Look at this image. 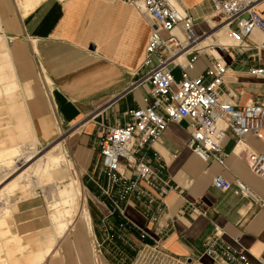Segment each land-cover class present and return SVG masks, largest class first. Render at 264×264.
<instances>
[{
    "label": "crops",
    "instance_id": "1",
    "mask_svg": "<svg viewBox=\"0 0 264 264\" xmlns=\"http://www.w3.org/2000/svg\"><path fill=\"white\" fill-rule=\"evenodd\" d=\"M171 1L193 18L197 34L207 33L199 43L201 52L193 66L188 67V73L194 76L204 72L212 54L220 53L228 66L220 85V97L237 104L264 103V76L251 72L254 68H264L261 32L254 30L246 38L245 47L231 42L225 45L230 37L222 29H216L210 0ZM257 8L264 16V0ZM0 25L5 35L28 41L51 86L50 102L59 122L77 123L69 134L72 158L81 170L91 173L98 160L94 150L96 134L91 137L93 125L87 126V119H82L100 117L107 123L123 122L125 111L144 107L149 102L146 82L138 80L145 71L141 61L148 34L146 17L122 0H34L32 6L19 0H0ZM223 44L225 47L220 49L219 45ZM16 48L20 51V44ZM184 58L185 55L182 62ZM173 73L176 79L180 78L179 67ZM83 128L86 132H82ZM188 131L187 119L169 122L150 149L163 161L165 174L176 186L163 198L170 217L169 226L159 233L154 231L136 199L123 205L120 218L144 231L148 240L159 238L170 252L198 257L203 264L212 262L203 254V245L215 233L237 252L243 251L253 263L264 264V206L254 203L250 197L235 194L232 189L219 190L212 185L216 175L229 181L239 179L264 204V179L248 166V152L264 155V139L246 133L237 141L227 132L221 142L226 155L220 163L204 161L196 155L187 146ZM104 179L102 176L101 182ZM85 201L91 224L98 229L97 222L107 216L110 204L95 186L86 188ZM86 231L83 222L76 220L63 235L62 264H105L98 262L90 251ZM9 235L19 239L15 234ZM50 240L47 233L42 240H31L30 244L40 250ZM49 250L43 255L33 253L26 263L43 258Z\"/></svg>",
    "mask_w": 264,
    "mask_h": 264
},
{
    "label": "built area",
    "instance_id": "2",
    "mask_svg": "<svg viewBox=\"0 0 264 264\" xmlns=\"http://www.w3.org/2000/svg\"><path fill=\"white\" fill-rule=\"evenodd\" d=\"M122 1L133 5L146 17L148 34L141 61V68L145 71L138 80L146 82L149 102L144 107L125 111L126 120L123 122H95L99 168L106 181L101 193L120 215L123 205L136 199L141 213L159 233L169 226L170 221L163 198L176 188L164 172L163 161L150 151L165 126L172 121L187 119V146L204 161L222 163L226 153L221 142L227 132L232 133L237 141H241L246 133L264 139V103L237 104L220 97V85L228 69L220 53L212 54L210 65L204 72L194 76L188 73V67L193 66L201 52L196 44L207 33L197 34L193 29V18L171 0ZM261 1L210 0L213 14L219 16L215 25L226 27L233 45L245 47L246 38L254 30L264 36V16L257 8ZM219 47L223 49L225 45ZM183 52L185 62L174 61ZM176 67L180 68L179 79L173 73ZM251 72L264 76L263 67ZM248 155L249 169L264 179V155L254 151ZM212 185L219 190L232 189L235 194L250 197L254 203L264 206L239 179L229 181L216 175ZM122 220L136 229L141 237H146L144 231ZM149 242L148 249L141 253L147 261L140 264H203L198 257L170 252L159 238L151 237ZM203 254L211 258V264H255L217 233L205 241Z\"/></svg>",
    "mask_w": 264,
    "mask_h": 264
},
{
    "label": "rangeland",
    "instance_id": "3",
    "mask_svg": "<svg viewBox=\"0 0 264 264\" xmlns=\"http://www.w3.org/2000/svg\"><path fill=\"white\" fill-rule=\"evenodd\" d=\"M19 1L27 6L34 2ZM214 41H217L215 36ZM17 43L20 51H17ZM51 91L28 41L5 35L0 25V215L4 222L0 216V229L7 230L5 234L0 230V264H25L33 253L43 255L48 248L50 250L42 259L26 264H62L61 239L81 213L89 249L98 262L140 264L147 261L141 253L148 249L150 240L124 223L118 210L111 208L109 200L101 193L106 181L101 182L103 174L99 158L91 173L84 172L74 162L69 151L72 139L69 134L77 123L65 125L59 122L50 102ZM84 119H87V126L93 125L91 137L98 131L95 122L106 121L100 117ZM19 125L25 128H17ZM47 131L48 135L45 134ZM82 132H86L84 128ZM94 138V150L98 153L97 137ZM55 144L58 145L51 149ZM50 152L55 161L48 157ZM38 159L42 160L44 169L34 167L24 173V178L18 179L15 189L6 187L22 169ZM91 186L97 187L99 194L110 204L108 212L111 214L99 218L98 229L91 224L85 201L86 188ZM66 220V228L60 231L61 222ZM47 233L51 240L46 242L45 248L33 249L30 241L42 240ZM9 234H15L19 239Z\"/></svg>",
    "mask_w": 264,
    "mask_h": 264
},
{
    "label": "bare ground",
    "instance_id": "4",
    "mask_svg": "<svg viewBox=\"0 0 264 264\" xmlns=\"http://www.w3.org/2000/svg\"><path fill=\"white\" fill-rule=\"evenodd\" d=\"M216 29L220 30L222 29L224 31V33H226V27L225 26H218ZM227 34V33H226ZM228 35V34H227ZM229 37V36H228ZM201 41V40H200ZM200 41H198V43L196 44L197 47H199V43ZM218 53H216L217 55ZM185 55L184 52L177 55L175 58H174V61L176 62H180V63H184V61L186 60V58H184V61L182 62V56ZM58 144H55L51 149H54ZM17 151V150H16ZM48 154V157L51 158L52 161H55L56 158L55 156L53 155V152H50V153H47ZM16 158V157H15ZM22 164V163H20ZM34 164H36V166H33ZM34 167H36L37 169L40 168V169H44L43 168V164H42V160L41 159H38L37 161H35L31 166L25 168V169H22L18 175L12 179L11 182L7 183L6 187L9 189V190H13L15 189L17 186H18V179L19 178H24V173L30 169H33ZM38 171V170H37ZM24 186V185H23ZM69 199V198H68ZM77 220L79 221H83L84 220V216L83 214H79V216L77 217ZM67 226V220L66 221H62L61 222V229H59L60 231H63L64 228H66ZM35 264H39V263H35Z\"/></svg>",
    "mask_w": 264,
    "mask_h": 264
}]
</instances>
